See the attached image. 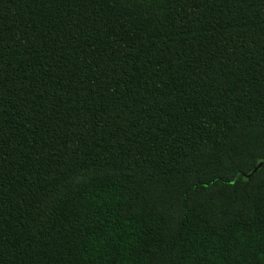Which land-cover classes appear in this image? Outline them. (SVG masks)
Listing matches in <instances>:
<instances>
[{
	"label": "trees",
	"instance_id": "16d2710c",
	"mask_svg": "<svg viewBox=\"0 0 264 264\" xmlns=\"http://www.w3.org/2000/svg\"><path fill=\"white\" fill-rule=\"evenodd\" d=\"M0 264H264V0H0Z\"/></svg>",
	"mask_w": 264,
	"mask_h": 264
},
{
	"label": "water",
	"instance_id": "95a60500",
	"mask_svg": "<svg viewBox=\"0 0 264 264\" xmlns=\"http://www.w3.org/2000/svg\"><path fill=\"white\" fill-rule=\"evenodd\" d=\"M262 164V162H260L255 168H254V170H256V168L258 167V166H260ZM253 170V171H254Z\"/></svg>",
	"mask_w": 264,
	"mask_h": 264
}]
</instances>
